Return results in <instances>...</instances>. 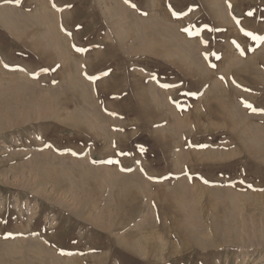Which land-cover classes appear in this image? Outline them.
<instances>
[{"label":"rangeland","instance_id":"1","mask_svg":"<svg viewBox=\"0 0 264 264\" xmlns=\"http://www.w3.org/2000/svg\"><path fill=\"white\" fill-rule=\"evenodd\" d=\"M0 264H264V0H0Z\"/></svg>","mask_w":264,"mask_h":264},{"label":"bare ground","instance_id":"2","mask_svg":"<svg viewBox=\"0 0 264 264\" xmlns=\"http://www.w3.org/2000/svg\"><path fill=\"white\" fill-rule=\"evenodd\" d=\"M45 19H47L48 21H52V20H53V16H52V18L49 17V16H47V17H45ZM51 19H52V20H51ZM56 21H57V19H56ZM56 21H55V22H56ZM46 22H47V21H46ZM52 22H53V21H52ZM47 23H48V22H47ZM47 23H46V24H47ZM58 24H59V23H58ZM51 34H52V33H51ZM55 43H56V40H55ZM72 81H73V80H72ZM74 81H75V80H74ZM70 85H71V83H70ZM75 85H76V84H75ZM73 86H74V85H73ZM58 191H59V190H58ZM90 202H91V201H90ZM82 211H83V210H82ZM87 211H88V210H87ZM82 213H83V212H82ZM85 213H86V211H85ZM68 235H69V234H68ZM40 239H41V238H40ZM42 244H43V243H42ZM39 245H40V246H39ZM39 245H38V247L42 249L41 244H39ZM46 245H47V244H46ZM43 247H44V246H43ZM44 248H45V247H44ZM55 258H56V257H55Z\"/></svg>","mask_w":264,"mask_h":264}]
</instances>
